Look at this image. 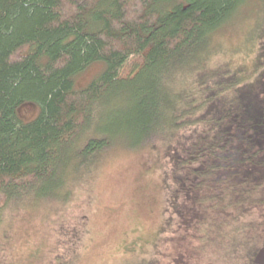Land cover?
Masks as SVG:
<instances>
[{
	"label": "trees",
	"instance_id": "obj_1",
	"mask_svg": "<svg viewBox=\"0 0 264 264\" xmlns=\"http://www.w3.org/2000/svg\"><path fill=\"white\" fill-rule=\"evenodd\" d=\"M248 1L0 0V220L71 199L69 183L89 189L118 144L151 143L171 163L188 237L238 258L264 232V72L258 85L257 68L215 66L211 41ZM25 104L38 108L31 120Z\"/></svg>",
	"mask_w": 264,
	"mask_h": 264
},
{
	"label": "rangeland",
	"instance_id": "obj_2",
	"mask_svg": "<svg viewBox=\"0 0 264 264\" xmlns=\"http://www.w3.org/2000/svg\"><path fill=\"white\" fill-rule=\"evenodd\" d=\"M259 13L260 1L249 0L233 21L212 37L211 45L213 54L218 55L215 66L231 64L244 73L257 68L251 81L261 85L264 6ZM102 69L101 63L90 66L77 77V87L86 86ZM37 113L38 108L31 104L19 108L20 116L27 120ZM120 145L99 161L89 189L84 190L81 182L65 185L63 191L72 188L75 192L71 199L46 198L36 205L6 208L0 220V264H244L248 258L253 261L264 246V232L249 236L238 253L240 258L227 257V250L217 256L212 246L203 247L191 240L180 225L178 203L172 196L175 185L171 163L163 146ZM83 173L73 172L71 178L83 180ZM4 205L0 197V207ZM239 226L229 229L251 234L256 225Z\"/></svg>",
	"mask_w": 264,
	"mask_h": 264
},
{
	"label": "water",
	"instance_id": "obj_3",
	"mask_svg": "<svg viewBox=\"0 0 264 264\" xmlns=\"http://www.w3.org/2000/svg\"><path fill=\"white\" fill-rule=\"evenodd\" d=\"M253 264H264V246H262L255 254Z\"/></svg>",
	"mask_w": 264,
	"mask_h": 264
}]
</instances>
